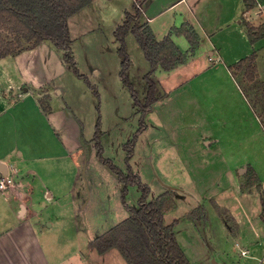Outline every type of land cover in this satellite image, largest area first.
Listing matches in <instances>:
<instances>
[{
	"label": "crops",
	"instance_id": "crops-1",
	"mask_svg": "<svg viewBox=\"0 0 264 264\" xmlns=\"http://www.w3.org/2000/svg\"><path fill=\"white\" fill-rule=\"evenodd\" d=\"M126 1L94 0L86 7L92 4L95 7L107 5L113 14L119 13L120 16L122 11L125 14L126 11L134 10L135 0H132V10L123 9ZM158 1L146 0L143 3L144 16L141 19L143 24L152 29L157 39H163L183 24L192 27L197 35L192 44L187 35L172 33V39L187 58L171 70L159 68L153 73L161 95L147 117H152L156 124L161 122L162 128L167 130H159L167 134V142L157 153V161L166 159L175 162L166 169L160 168V171L167 172L165 176L172 178L170 184H174L161 190V194L168 189L177 193V206L166 213V221L178 222L175 225L176 235L182 231L184 239L189 237V234H185L188 231L183 229L184 226H192L193 233H197L195 227H198L194 222L200 219L185 217L205 201L198 196L206 195L209 200L213 199L219 206L229 210L237 221L234 234L229 231L231 229L227 221L223 220L228 235L242 233V230L238 232L241 225L250 226L254 235H258L259 231L253 229L258 227L262 231V223L245 222L240 209L247 214L252 213H249L246 205L244 207L243 201L253 202L245 193H241L237 183L238 173L252 167L247 164L239 171L236 168L238 165L232 167L231 162L240 161L241 164L249 160L248 155L261 152V146H264V122L229 66L256 51L258 79L264 81V36L255 42L251 41L243 23L246 19L256 26L264 25V0H256L257 3L250 9L245 0H172L170 5L161 9L153 8ZM177 3L186 4L185 10L175 14L172 26L157 30V20ZM113 33L116 43L115 29ZM127 40L132 58L129 75L136 78L140 96L144 99V77L151 70V65L132 33L128 34ZM53 45L52 41L45 40L35 48L0 59V162L3 164L0 172L12 174L17 180V185L12 189H0V264H78L81 259L78 261L77 255L82 258L84 252L88 253L81 243L83 232L79 229L71 236L76 237V241L81 244H76L77 247L70 252L61 245L66 223L61 216L65 217L71 210L69 222L72 225L76 221L77 207L84 202L82 208H85L91 202L90 199L85 202V198L74 191L79 189L77 185L81 181V171H85V168L82 169V160L88 154L87 146L94 145V140L93 137L87 138L83 143L80 139L82 146L77 140H70L61 123L64 108L61 112L52 108L53 113H47L39 102L44 95L50 96L49 103L55 102L56 88L63 86L58 77L67 71L63 57L55 73L49 71L52 63L46 60L44 54ZM192 63L199 64V71L186 76L183 70ZM107 70L105 66L102 72L106 74ZM97 73L101 75L100 70ZM51 78L57 80V86L49 85ZM58 93H61L60 90ZM132 106L135 112L136 106ZM213 113L215 116H210ZM149 127L147 123L146 130ZM155 129L157 131V127ZM69 140L73 146L69 145ZM165 146L171 147L169 152L172 153L164 158L163 150H168ZM68 158L76 164L72 174L74 179L69 180L70 183L66 172L59 168ZM213 160L223 161L219 167H224L223 173L231 178L230 184L221 183L219 173L214 176H220V183H204L207 167L201 170V166ZM253 171L259 174V183L264 189V172L256 165ZM113 175L121 187L118 176L115 173ZM65 183L69 187H63ZM122 189L123 185L121 197ZM69 193H74L70 203L72 208L68 206L66 210L63 199ZM77 195H80L79 201ZM192 198L196 200L195 206L187 204L181 214H176L180 202ZM119 211L120 219L114 221L112 227L130 216L123 201ZM208 212H211L210 208ZM243 250H247L245 256L250 254V250L244 248L240 249L241 253Z\"/></svg>",
	"mask_w": 264,
	"mask_h": 264
},
{
	"label": "rangeland",
	"instance_id": "rangeland-1",
	"mask_svg": "<svg viewBox=\"0 0 264 264\" xmlns=\"http://www.w3.org/2000/svg\"><path fill=\"white\" fill-rule=\"evenodd\" d=\"M171 2L172 0H159L155 2L153 8L161 9ZM137 3H139V0H135V4ZM93 5L94 4L88 7L85 6L77 11L70 17L69 23L73 39V52L78 67L82 73L89 76L93 84L97 85L100 98L98 99L95 96L92 88L85 80L79 78L67 66V71L58 77L63 86L56 88L57 95L55 94V102L51 101L50 106L51 109L55 108L56 112H61L62 107L64 108V111H62L64 117L61 122L63 129H65L68 138H70V140H77L80 146H82V142L79 141L80 139L85 143V139L94 137L97 118L101 114L103 131L101 139L105 148L104 154L106 157L113 159L124 171H128L125 162L126 151L123 146L124 143L128 142L133 137L140 126L141 114L138 111L139 108L133 103L130 91L126 85L123 84L119 73L121 70V57L117 50L119 48V43H115L113 31L119 24L123 23L125 14L124 11H122L120 16L118 15L119 13L113 14L111 9H108L107 5L100 7H95L94 5L95 9ZM132 5L133 1L127 0L123 9L128 8V10H132L134 7ZM185 5L184 3H177L172 8L167 9L162 17L157 20L159 25L157 23L155 24L157 30L172 26L175 14L182 10L184 11ZM141 7L143 8V4ZM143 16L144 9L141 19ZM5 35L16 39L15 35H9L7 33ZM19 45L25 47L28 45V42L21 39ZM44 55H46V60H48V62L51 61L52 68L49 71L54 74L58 69V63L61 64L62 52L53 45ZM105 66L108 69L106 74L102 72ZM199 68L200 66L198 63H192L183 70V73L186 76H190L199 71ZM99 70L101 71V75L97 73ZM240 78H243L242 74H240ZM131 79L135 81L134 83L137 89L140 90L136 78L133 76ZM175 84L176 82L173 83V85ZM49 85L55 87L58 85V82L51 78ZM246 85L248 86L250 84L247 83ZM59 90L61 93H58ZM44 97L45 95L41 98ZM249 97L247 98L251 104L255 106L264 122V81L258 79L254 85H251V97ZM132 104L136 106L135 112ZM180 104L182 105L183 103ZM99 105L100 111L98 109ZM181 105L178 106L181 107ZM49 112L53 113L51 110ZM210 116L214 117L215 114L213 113ZM52 117H54V114ZM146 123L150 124V127L140 135L131 164L134 170L140 175L142 181L150 185V195L155 198L161 194V190L174 185L170 184L172 178L170 176H165L168 175L167 172L160 171V168L162 167L164 169L165 167L166 169V167H169V164L175 162L166 159L164 161H157V153L160 152V148L163 144L166 145L167 142V134H165V132H159V130L166 132L167 130L162 128L161 122L156 124L154 119L150 116L149 119L146 116ZM156 127L157 131L155 129ZM70 140L69 145L73 146ZM87 147L88 154L82 160V169L85 168V171H81V181L80 184L77 185L79 189L74 191V193L80 194L85 198V202L88 199H90L89 201L91 202H89L85 208H82L84 202L77 207L76 221L72 225L69 222V220H71L69 217L71 210L65 214V217L62 215L63 211L60 212L62 215L61 217L66 221L63 226L65 230L62 232L61 245L64 249L67 248L68 252L76 248V244L79 245L81 243L84 245L83 247L88 249V253L84 252L85 254H83L82 258L80 255H77L78 261L81 259L78 264H129L118 248L113 247L104 253H100L96 247H93L90 243L104 231L111 228L114 221H119V210L122 204V185L120 184L121 187L117 185L116 178L113 175L114 172L99 160L95 142L94 145H88ZM165 147L168 148L167 146ZM169 148L168 150H163L164 158L166 155L171 156L172 152H169ZM236 157L239 158L240 155H236ZM248 157L249 160H245L241 162V164L240 161L231 162L232 167L236 164L238 165L236 168L240 171L247 164L251 165L254 169L256 165V167L261 168L262 172H264L263 145L261 146V152L259 154L248 155ZM85 159L87 162H85ZM222 165L223 161L216 160L209 162L206 166L202 165L201 170L207 167L205 168L206 177L203 179L204 183H207V185L209 183H211V185L218 184L220 183L221 176V183L230 184L231 178L223 173L224 167H219ZM59 168L66 172L68 183H70L69 180L74 179L72 174L76 168V164L68 158L67 162L60 165ZM221 168L222 170H220ZM252 168L248 167L246 170H241V172L238 173L239 181H237L241 193H245L250 202H253L247 203L243 201L244 207L246 205L249 213L252 214H247L244 212L245 210H240L244 216L245 222L248 220L249 223L253 221L261 222L262 231L256 227L253 230L259 231L260 234L254 235L250 226L241 225L242 228L239 227L238 232L240 233V230H242V233L234 236L228 235L224 229L223 218H225L227 221L226 223L229 224L231 229L229 231L234 233L235 229H237V221L235 222V218H232V213L220 206L223 208V212L220 214L213 199L209 200V196L206 197V195L198 196L199 198L201 197V200L205 201L198 204L194 210L187 213L185 217V219H188V217L191 219H200L194 222L197 224L198 229L196 227L195 229L198 232L196 231L197 233H193L194 230H191L192 226L187 223L190 227L184 226L183 229L188 231V233L185 232V234H189V237L184 239L182 231L177 233L178 239L186 255L189 257L191 264H264V213L261 202L264 189L259 183L261 180L259 174L256 173L259 178L258 181L257 178L254 177V169L252 170ZM218 173L220 176H214V174L216 175ZM174 182H176V180ZM63 187H69V184L66 186L65 183ZM228 191L230 193V190ZM74 193L65 194L64 196L65 198L63 201L66 204V210L68 206L72 208L70 203ZM128 194V204L130 206H137L141 195L140 189L135 185L130 186ZM80 195H77L78 201ZM195 201L194 198L187 202L181 201L176 214H181L182 210L188 206L187 204L194 207ZM209 208L211 210L210 213L208 212ZM212 209H216L217 212L216 210L212 211ZM76 229L83 232V242L81 243L76 241V237L71 236ZM198 234L202 235L199 236ZM236 244L240 246L236 247ZM241 248L250 250V254L245 256L241 253Z\"/></svg>",
	"mask_w": 264,
	"mask_h": 264
},
{
	"label": "trees",
	"instance_id": "trees-1",
	"mask_svg": "<svg viewBox=\"0 0 264 264\" xmlns=\"http://www.w3.org/2000/svg\"><path fill=\"white\" fill-rule=\"evenodd\" d=\"M92 1L94 0H0V59L35 48L41 42L50 40L57 49L62 51L63 60L68 68L85 80L99 99L97 85L93 84L89 76L82 73L78 67L69 24L70 17ZM145 1L139 0V3L135 4L134 11H126L123 23L115 29L116 40L119 43L118 53L121 57L120 77L129 89L133 103L139 108L141 114L140 126L123 146L126 151L125 162L128 171H124L113 159L104 154L105 148L101 139L103 134L101 114L97 118L93 137L99 160L118 176L123 185L122 201L131 214L93 240L91 245L100 253L116 247L123 253L129 264H190L175 232V225L178 222L166 221V213L177 206L176 191L168 190L151 198L150 185L142 181L140 175L134 170L131 160L139 137L147 128L146 116L161 95L158 82L153 77L154 71L159 68L171 70L179 63L185 62L187 58V55L175 44L172 33L187 35L192 44L195 43L197 35L192 27L183 24L181 28H175L163 39H157L152 29L141 21L143 14L141 6ZM245 2L249 9L257 3L256 0H245ZM243 23L251 41L255 42L264 36V26H256L246 19ZM6 33L15 35L16 39L7 37ZM129 33L135 36L151 65V70L144 77L146 81L144 99L141 98L139 90L129 75L132 65L127 44ZM21 39L27 41L28 45L20 46ZM257 57V52L253 51L229 66L247 97H251V85H254L258 79ZM240 74L243 75L242 79ZM245 83L250 85L247 86ZM49 99V95L39 99L43 110L47 113L51 110ZM99 107L100 105L98 106L100 111ZM253 173L259 181L256 172L253 171ZM134 185L140 189L141 195L138 205L130 206L127 197L130 186ZM261 202L264 213V193ZM214 204L222 214L223 208L215 202Z\"/></svg>",
	"mask_w": 264,
	"mask_h": 264
},
{
	"label": "built area",
	"instance_id": "built-area-1",
	"mask_svg": "<svg viewBox=\"0 0 264 264\" xmlns=\"http://www.w3.org/2000/svg\"><path fill=\"white\" fill-rule=\"evenodd\" d=\"M17 185V180L12 174H3L0 172V189L7 191ZM242 254H246V250L242 251Z\"/></svg>",
	"mask_w": 264,
	"mask_h": 264
},
{
	"label": "water",
	"instance_id": "water-1",
	"mask_svg": "<svg viewBox=\"0 0 264 264\" xmlns=\"http://www.w3.org/2000/svg\"><path fill=\"white\" fill-rule=\"evenodd\" d=\"M0 166L2 167L3 166V164L0 162Z\"/></svg>",
	"mask_w": 264,
	"mask_h": 264
}]
</instances>
